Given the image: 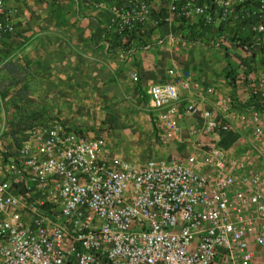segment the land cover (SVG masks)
Instances as JSON below:
<instances>
[{"label":"built area","instance_id":"1","mask_svg":"<svg viewBox=\"0 0 264 264\" xmlns=\"http://www.w3.org/2000/svg\"><path fill=\"white\" fill-rule=\"evenodd\" d=\"M7 1L0 43L15 32ZM112 10L119 34L170 23L176 41L234 56L229 92L214 96L174 67L148 87L143 108L157 141L190 144L178 159L114 157L107 124L40 120L9 145L0 132V264H253L251 245L264 247V168L218 140L246 124L264 138V113L252 107L264 108V0H125ZM128 75L139 82L137 71Z\"/></svg>","mask_w":264,"mask_h":264},{"label":"crops","instance_id":"2","mask_svg":"<svg viewBox=\"0 0 264 264\" xmlns=\"http://www.w3.org/2000/svg\"><path fill=\"white\" fill-rule=\"evenodd\" d=\"M118 2L124 3L125 0L7 1L8 6L16 8L18 13L15 32L0 43V132L5 144L17 141L14 126H7L6 112H24L33 119L56 115L70 120L79 113L82 101L89 102L96 95L94 86L101 85L102 79L130 80V71L139 74L140 80L136 84L143 91L144 98L149 86L167 80L166 70L171 67L193 72L203 85L213 88L214 96L228 94L230 86L225 79L227 88L218 85L226 66L223 51L176 41L171 35L170 23L159 27L147 25L135 31L133 35L138 41H130L134 54L130 58L125 57L122 47L115 46L128 42L129 36L128 33H118L119 19L112 10ZM153 9L154 14L162 15L158 4H153ZM140 42L144 47L138 44ZM185 48L189 51L188 69L177 67L172 62L165 66L163 72L156 70L164 52L177 54ZM245 98L246 94L241 93L239 100L244 102ZM193 122L190 120L188 124ZM261 122L264 125V117ZM229 137L230 134L224 135L218 141L223 146L241 144L240 135H233L234 141L225 143L223 138ZM170 143L165 152H158L165 156L159 160L176 158L172 156H180L190 150V144L182 141ZM225 147L237 153L233 148ZM247 157L253 158V154ZM2 178L0 156V180ZM251 249L254 252L253 264H264V247L251 245Z\"/></svg>","mask_w":264,"mask_h":264},{"label":"rangeland","instance_id":"3","mask_svg":"<svg viewBox=\"0 0 264 264\" xmlns=\"http://www.w3.org/2000/svg\"><path fill=\"white\" fill-rule=\"evenodd\" d=\"M128 35V39L126 38L128 42L117 43V45H115L116 47H122L121 51L123 48L125 49L129 47L130 41L133 40V36H131L132 34ZM148 42L152 43L150 40ZM187 52H189L187 48L178 51L177 54L164 52L160 56V63L157 65L156 70L163 72L165 66L172 62H174L177 67L188 69L190 62L187 59ZM224 55L226 66L224 71L220 74V82L218 85L227 88L228 84H225L224 79L229 71L228 61L230 58L233 59L234 56H227L225 52ZM198 60L201 62L202 58H198ZM245 69L249 70L250 67H245ZM200 70L202 71L203 69ZM242 70L246 72L244 68H242ZM94 88L96 95L93 94L94 96L89 102L82 101L78 110L79 113H76L75 117H71L72 119L70 120H66L64 117L56 115L33 119L24 112L14 113V111H9L8 113L6 112L7 114L5 113V118H7L8 121L7 126H9V128L14 126L15 137L17 136L18 138L21 136L22 131L27 127L39 120L50 118L60 119L70 126L85 127L91 130L99 129L102 125L107 124L110 129L108 147L112 156L132 164H142L147 160H159L165 158L164 155H161L158 152H165L168 145L172 143H161L155 138L153 125L143 108L144 93L139 85L132 83L129 79L108 77L102 79V84L95 85ZM187 125L191 124L189 123ZM238 132L230 134V140L229 138H223V141L225 143L233 142L235 138L233 139L232 136L240 135L241 144L224 145L237 151V153L232 152L236 157L244 158L246 161L256 159L260 162L259 166L264 168V157L261 158L258 154L259 152L257 153L255 150L256 148L258 151L264 153V138L255 141L252 138L251 127L249 124L244 125L241 131L239 130ZM189 152L190 150L186 151L183 155L172 156L176 157L172 159L181 158V156H185ZM238 152L243 153L244 155L239 156ZM249 154H253V158L247 157Z\"/></svg>","mask_w":264,"mask_h":264},{"label":"trees","instance_id":"4","mask_svg":"<svg viewBox=\"0 0 264 264\" xmlns=\"http://www.w3.org/2000/svg\"><path fill=\"white\" fill-rule=\"evenodd\" d=\"M133 34H134V33H133ZM133 34H132V36H133V40L135 39L134 41H138L137 38H136V36H134ZM138 44H140V45H142V47H144V44H143L142 42H140V43H138ZM228 65H229V64H228ZM226 76H228V72H227V75H226ZM261 105H262V104H260V103H258V102H255V103L252 104V107L255 108V109H257V110H259V111H262V112L264 113V108H263Z\"/></svg>","mask_w":264,"mask_h":264}]
</instances>
